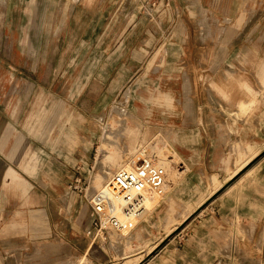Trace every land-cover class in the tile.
I'll return each instance as SVG.
<instances>
[{
  "label": "crops",
  "instance_id": "0c3cea01",
  "mask_svg": "<svg viewBox=\"0 0 264 264\" xmlns=\"http://www.w3.org/2000/svg\"><path fill=\"white\" fill-rule=\"evenodd\" d=\"M163 1L66 0L59 13L57 0H4L0 156L19 172L0 174V181L10 182L8 189L0 185V197L13 195L12 182L20 181L24 192L19 201L9 196V210L0 211V264H140L148 257L144 264H258L264 257V93L246 114L240 107L242 94L232 96L231 105L223 103L224 94H204L203 99L196 94L185 109L180 62L190 32L170 29L174 18L165 30L162 13L148 16L137 8L141 2L157 7ZM200 3L216 21L264 16V0ZM52 37H61L56 49ZM236 49L238 57L245 52L244 45ZM173 50L180 53L171 64ZM251 51L264 54V43ZM52 53L75 54L76 63L91 53L97 70L91 84L98 89L81 92L77 87L74 96L63 89L53 92ZM60 61L56 67L63 70L66 58ZM228 63L204 68L222 69ZM233 63L244 68L238 60ZM261 67L264 61L255 64ZM39 68L48 69L47 77L35 78ZM257 74L251 82L264 84ZM80 83L83 79L76 85ZM126 89L129 113L168 135L178 165L167 194L135 229L125 236L110 231L93 239L87 233L93 228L90 200L72 187L69 162L46 152L37 164L28 159L32 150L76 148L79 171L87 159L83 146L51 141L56 131L76 133L77 140L87 132L83 113L70 110L68 101L93 100L91 108L98 110ZM74 115L80 120L74 121ZM16 150H23L19 164L10 158Z\"/></svg>",
  "mask_w": 264,
  "mask_h": 264
},
{
  "label": "rangeland",
  "instance_id": "374dc122",
  "mask_svg": "<svg viewBox=\"0 0 264 264\" xmlns=\"http://www.w3.org/2000/svg\"><path fill=\"white\" fill-rule=\"evenodd\" d=\"M1 1L0 7H3L4 0ZM57 1L59 6L58 12L60 13V9L64 7L63 4H66V0ZM163 2V4L157 7L155 3L143 4L141 2L137 8L148 16H151V13H156V11L162 13L164 15L165 30L170 21L174 18V23L171 25L170 29L177 28L190 32L185 59L180 62L182 63L180 72L182 82L180 94L183 107L185 109L190 108L192 104L191 98L196 94L200 95L202 99L204 98V94H215L220 96L224 94L222 97L224 99L223 103L228 105L234 103V101H231L232 96L235 94H242L244 106L240 107L246 114L253 107L250 108V106L256 104L260 95L264 93L263 83L253 84L251 82L252 78L257 76L259 72L260 77H264V68H255V64L264 61V54H256V52L251 51V49H258L259 46L264 43V16L261 14L257 17L253 16L254 19L250 17L246 20L227 19L224 21H216L213 19V15L210 17L207 11L202 7L200 3L201 0H164ZM249 11L251 12L252 9L250 8ZM196 32L199 36H195ZM244 32H249V36H242L241 34ZM252 32L256 33L254 39L251 37ZM241 36L244 39L243 41H241ZM51 40L52 49H56L61 41V37H52ZM165 41H171V38L165 36ZM243 45L245 52L239 54L238 57L236 48ZM246 49L248 50L246 51ZM179 53L178 50L169 52V62L171 64L173 61H178ZM51 55L55 63L51 73L53 92H59L63 89L64 91L67 90L70 95L72 94L71 96H74L77 87L81 92L83 90L87 91L88 89L94 92L95 89H98L97 86L91 84L92 76L95 75L97 71L92 67L91 53H85L84 59L79 63H76L75 54L52 53ZM62 58H66L67 63L66 68L60 70L56 66L61 63L60 60ZM237 60L240 64H243L244 68H235L236 63L232 65V62ZM218 61H229V63L228 65L225 64L226 66L222 69L204 68L205 66H213V64L217 65ZM35 72V78L39 77L41 79L43 76L47 77L48 75L47 68H39L36 69ZM66 78L68 79L66 85H64L63 82L59 83L60 79L65 80ZM78 79H80V82L81 79H83V83H80V86L76 85ZM260 80L262 81L263 79ZM246 83L249 85H245ZM253 90L254 93L252 94ZM123 92L121 95L117 96L115 100L107 102L103 108L100 107L98 110H92L93 100L84 99L76 101L75 99H71L68 101L70 110L74 111L78 109L83 113L87 132L83 134L82 138L78 137L77 140L76 133H61L56 131L53 132L51 141L54 142V144L58 141H67L69 142V146L72 145L76 147L77 144L83 146L82 150H84L83 153L86 155L87 159L86 163L82 165L79 171H77L78 165H76L78 161L76 155L79 150L76 148L64 150L57 148L32 150L33 155L28 159L29 162H32L31 165L40 162L43 157L42 154L45 152L52 154V156H59V154L61 156L63 155L62 158H65L69 162L68 168L74 173V177L76 178H74L72 187L78 190L79 193L84 194L85 190L80 191L82 184L77 183L78 177H82V181L88 186L85 194L89 200H91L95 192L106 182L105 178H103L102 181L99 178L105 176L107 172L114 175L118 168L122 166L138 148L145 146L147 155L158 154V151L167 154L168 159L171 160L169 169H166L168 172L167 180L169 182L171 180L173 181V177L171 176L174 175L175 168H177V160L175 159V161H172L173 151L169 144L168 135H163L160 130L142 124L131 115L128 108L130 91L126 89L123 90ZM127 93L128 95H126ZM115 107L121 109L122 112L114 111V109H116ZM73 120L79 121L80 118H76L74 115ZM92 129H94V131ZM76 140L77 142L75 143ZM103 143L105 145H103ZM166 146L169 147L170 150H168ZM130 148L133 149L129 150ZM119 151L122 152L123 156L119 159L116 158V163L109 162L108 156ZM21 152H23V150H16V153L10 156L12 159L10 160L19 164L18 162L23 158V156L20 155ZM8 160L0 156V174H5L8 171L19 172L16 167L9 165ZM17 176L19 177L18 174ZM9 183L10 182L6 180L0 181L2 190L7 188ZM12 183L15 184V188L11 191L13 195L10 193L9 196H13V200L19 201L21 199L20 194L24 192L21 182L17 181ZM169 185V183L166 185L165 191L160 195L159 199L167 194L170 188ZM9 196L0 197V211L9 210L6 208L7 202L11 198ZM118 233L121 236L127 235L126 232ZM260 252L264 253V248L261 247ZM263 258L262 256L258 264H264Z\"/></svg>",
  "mask_w": 264,
  "mask_h": 264
},
{
  "label": "built area",
  "instance_id": "2783aa9c",
  "mask_svg": "<svg viewBox=\"0 0 264 264\" xmlns=\"http://www.w3.org/2000/svg\"><path fill=\"white\" fill-rule=\"evenodd\" d=\"M152 157L140 158L131 167L119 169L109 183L95 192L90 200L93 228L88 230L89 236L96 239L106 237L110 231L130 233L143 218L148 192L163 194L170 183L168 174ZM77 183L86 193L85 182L78 178ZM117 212L124 218H119Z\"/></svg>",
  "mask_w": 264,
  "mask_h": 264
},
{
  "label": "bare ground",
  "instance_id": "6f19581e",
  "mask_svg": "<svg viewBox=\"0 0 264 264\" xmlns=\"http://www.w3.org/2000/svg\"><path fill=\"white\" fill-rule=\"evenodd\" d=\"M1 1V0H0ZM2 2V1H1ZM124 93V92H123ZM126 95H128V93L126 94ZM125 96V95H124ZM122 97V96H121ZM125 98H126V96H125ZM240 106L242 107V106H244V104H243V102L242 103H240ZM253 106V104L250 106V108ZM116 108V107H115ZM114 111H116V112H119V111H121V109H119V108H116V109H114ZM122 112V111H121ZM104 142V141H103ZM103 145H105L104 143H103ZM253 145H255L254 143H253ZM251 146V145H250ZM167 147V146H166ZM253 147V146H252ZM148 148V147H147ZM168 148V150H170L169 149V147H167ZM249 148H251V147H249ZM133 149V148H132ZM131 148L129 149V150H132ZM166 149V148H165ZM253 149V148H252ZM255 150V149H254ZM254 150H253V152H254ZM99 151H101V150H99ZM168 152V151H167ZM129 153V152H128ZM158 154H153V155H147V150H146V147L145 146H143V147H141V148H138V150L136 151V152H134L130 157H129V159L122 165V166H120L119 168H118V170L119 169H122V168H128V167H131L138 159H140V158H143V157H149L150 158V156H153L152 157V159H153V161L157 164V165H160V166H162V167H164L165 169H169V167H170V162H171V160L170 159H168V157H167V154L166 153H163L162 151H158L157 152ZM256 153H258V152H256ZM117 154V155H116ZM121 156H123V154H122V152H116L115 154H113V155H109L108 156V161L109 162H112V163H116L117 162V160H116V158H120ZM254 156V155H253ZM253 156H252V158H253ZM256 156V155H255ZM248 159V158H247ZM245 162L247 163L248 161H246L245 160ZM178 165V164H177ZM176 165V166H177ZM244 165H245V163H244ZM244 165H242V166H244ZM240 167H241V165H240ZM239 169H241V168H239ZM238 168H237V171L239 170ZM117 170V171H118ZM181 171V170H180ZM179 171V173H181ZM235 172H236V170H235ZM234 173V172H233ZM167 174H168V172H167ZM171 174V173H170ZM174 174V173H173ZM173 174H171V175H173ZM179 175H181V174H179ZM114 175H112L110 172H107V174L105 175V176H102L101 178H99V179H101V181L103 180V178H105V180H106V182L104 183V184H102L101 185V187H103L104 185H106L107 183H109L110 181H111V179H112V177H113ZM170 176V175H169ZM174 176V175H173ZM173 176H171V177H173ZM168 177V176H167ZM175 177V176H174ZM173 177V178H174ZM171 179V178H170ZM180 180V179H179ZM178 181V180H177ZM213 181H215L214 179H213ZM213 181H212V183H213ZM171 182V181H170ZM175 183H177L176 181H175ZM100 184H101V182H100ZM99 184V185H100ZM211 184V183H210ZM215 185V184H214ZM170 186V185H169ZM213 186V185H212ZM100 187V188H101ZM214 187V186H213ZM216 187V186H215ZM99 188V189H100ZM212 188V187H211ZM171 190V189H170ZM212 190H213V188H212ZM165 191V190H164ZM215 191H216V189H215ZM214 191V192H215ZM149 193V195H148V198H147V201H146V210H145V212H144V215H143V217L145 216V215H147V214H150L153 210H154V208L156 207V205L159 203V198H160V195L157 193V192H155V191H152V192H148ZM212 193V192H211ZM93 197V196H92ZM163 197V196H162ZM165 200V199H164ZM159 206V205H158ZM171 210V209H170ZM192 213V212H191ZM117 214V216L119 217V218H124V216L121 214V213H119V212H117L116 213ZM188 215V214H187ZM168 216V215H167ZM172 216H173V214H172ZM171 216V217H172ZM174 218V217H173ZM170 220H171V218H169ZM168 224H169V222H168ZM150 250V249H149ZM152 250V249H151ZM150 250V251H151ZM149 251V252H150ZM136 263V260H134V261H132V260H128V262H126L125 264H135Z\"/></svg>",
  "mask_w": 264,
  "mask_h": 264
},
{
  "label": "water",
  "instance_id": "95a60500",
  "mask_svg": "<svg viewBox=\"0 0 264 264\" xmlns=\"http://www.w3.org/2000/svg\"><path fill=\"white\" fill-rule=\"evenodd\" d=\"M150 257H148L147 259L143 260L140 264H144Z\"/></svg>",
  "mask_w": 264,
  "mask_h": 264
}]
</instances>
